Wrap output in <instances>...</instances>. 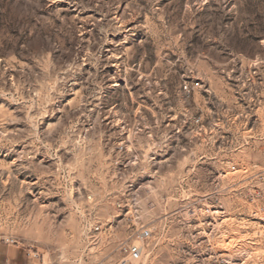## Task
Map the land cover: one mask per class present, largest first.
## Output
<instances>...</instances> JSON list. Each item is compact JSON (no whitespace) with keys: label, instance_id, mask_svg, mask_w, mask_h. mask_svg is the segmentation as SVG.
Returning <instances> with one entry per match:
<instances>
[{"label":"rangeland","instance_id":"1","mask_svg":"<svg viewBox=\"0 0 264 264\" xmlns=\"http://www.w3.org/2000/svg\"><path fill=\"white\" fill-rule=\"evenodd\" d=\"M143 226V264H264V0H0V245Z\"/></svg>","mask_w":264,"mask_h":264},{"label":"built area","instance_id":"2","mask_svg":"<svg viewBox=\"0 0 264 264\" xmlns=\"http://www.w3.org/2000/svg\"><path fill=\"white\" fill-rule=\"evenodd\" d=\"M201 87L199 80L193 83H184L183 91L187 95H191L197 88ZM192 121L195 124H201V118H194ZM232 169L235 170L236 167L232 166ZM100 230V228H96ZM153 236V230L150 227H142L139 231L137 241H122L118 246V251L120 256L118 259L114 260L112 264H143L144 256L146 255L144 249V243ZM4 243H13L17 244V240L13 238L3 239ZM140 242V243H139ZM10 245V244H9ZM25 253L29 260L34 263L45 264L44 255L33 245L25 247Z\"/></svg>","mask_w":264,"mask_h":264},{"label":"crops","instance_id":"3","mask_svg":"<svg viewBox=\"0 0 264 264\" xmlns=\"http://www.w3.org/2000/svg\"><path fill=\"white\" fill-rule=\"evenodd\" d=\"M15 248L0 245V264H27L26 261L18 259V248Z\"/></svg>","mask_w":264,"mask_h":264},{"label":"bare ground","instance_id":"4","mask_svg":"<svg viewBox=\"0 0 264 264\" xmlns=\"http://www.w3.org/2000/svg\"><path fill=\"white\" fill-rule=\"evenodd\" d=\"M117 124V123H116ZM122 143H124L125 144V142H122Z\"/></svg>","mask_w":264,"mask_h":264}]
</instances>
